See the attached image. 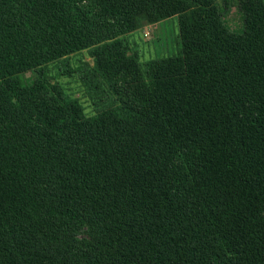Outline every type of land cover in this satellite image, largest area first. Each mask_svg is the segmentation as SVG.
Wrapping results in <instances>:
<instances>
[{
  "label": "trees",
  "instance_id": "1",
  "mask_svg": "<svg viewBox=\"0 0 264 264\" xmlns=\"http://www.w3.org/2000/svg\"><path fill=\"white\" fill-rule=\"evenodd\" d=\"M0 264H264V0H0Z\"/></svg>",
  "mask_w": 264,
  "mask_h": 264
},
{
  "label": "rangeland",
  "instance_id": "2",
  "mask_svg": "<svg viewBox=\"0 0 264 264\" xmlns=\"http://www.w3.org/2000/svg\"><path fill=\"white\" fill-rule=\"evenodd\" d=\"M229 17L233 24L240 26V19L235 9L231 10ZM122 39L142 63L152 59L177 56L181 51L177 17L146 26ZM87 64H92V58L89 52L85 51L71 56L67 61L50 66L47 74L53 83L62 87L66 97L78 99L85 114L93 116L96 114L97 105L83 81Z\"/></svg>",
  "mask_w": 264,
  "mask_h": 264
}]
</instances>
